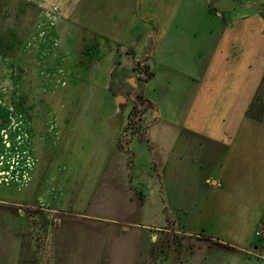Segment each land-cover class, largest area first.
Instances as JSON below:
<instances>
[{"label":"rangeland","instance_id":"obj_1","mask_svg":"<svg viewBox=\"0 0 264 264\" xmlns=\"http://www.w3.org/2000/svg\"><path fill=\"white\" fill-rule=\"evenodd\" d=\"M30 1L0 0V264H261L192 232L209 171L178 127L220 32L253 14L230 33L245 62L222 71L232 107L264 106V0H105L91 18L110 17L103 35L74 26L88 0ZM139 91L152 104L138 113L125 95ZM108 121L128 123L110 154Z\"/></svg>","mask_w":264,"mask_h":264},{"label":"crops","instance_id":"obj_2","mask_svg":"<svg viewBox=\"0 0 264 264\" xmlns=\"http://www.w3.org/2000/svg\"><path fill=\"white\" fill-rule=\"evenodd\" d=\"M88 1L85 8L82 7L85 12L90 10L84 17L86 18V21H84L85 23L81 21L84 25H75L74 22V26L76 28L80 26L82 29L84 27V30L89 31L91 35L106 34L107 30L105 27H108V18L110 17L106 16V20L98 19L93 21L91 19L94 10L97 12L105 8V6L102 7L105 0H100L101 3L99 0ZM117 1V4L125 7V1ZM211 1L221 0H206L207 3ZM229 1L234 3L239 2V0ZM149 2L152 3L153 1L149 0ZM32 3L33 2L30 0H27V4L32 5V7L35 6V3ZM89 4L90 7H88ZM120 14L122 16V13ZM254 16V14L250 18L246 16L238 23L247 22ZM160 18L162 20L164 19L162 15H160ZM131 23L127 28V32H124L129 33L137 26H132ZM230 23L231 22H228V25L224 26V33L223 31L220 32L221 36L223 33L226 37L222 39L219 35L220 38L217 46L211 48L210 55L208 54L209 57L206 60L207 62L205 61L206 64L204 62V65L201 67V69H203L202 75L198 79L197 85H195V91L187 109H185L186 113H184V120L178 127V130L184 129L183 131H185L189 137L201 140H196V144L201 152L199 164L209 171L202 185L203 200L197 207L198 221L199 225L200 223L201 225L199 230L197 228L192 229V232L195 233V235L210 236L221 243L228 244L230 247L229 250H227L228 252L237 253L241 256L244 255L243 257H249L247 259L248 261H251L252 258V256L247 255L249 254L248 251L252 250L255 252V255H257L256 258L254 257L255 261L264 264V239L260 240L254 236L256 229L264 219V122L257 123L245 117V113L249 106V103L247 105L248 100L245 104L239 106V110L237 106L232 107L231 101L229 100V95H234V97L238 98L241 96L238 95L240 91L237 86L236 89L231 88V85L227 86L228 82H232L230 80L234 73L232 75L230 74V77L226 80V74L222 71V68L225 67L223 62H231V58H233L236 67L240 63L245 62L243 60L241 61L242 58L237 57V46L234 45L232 38V26L236 28L238 23L236 22L233 25H229ZM161 27L164 31V21H162ZM245 27L250 29L249 26ZM228 37H231L232 42L230 40L225 42V39ZM240 52L241 50L239 53ZM250 64L251 66H246V70H249V68L254 65V61L252 60ZM249 72L250 71H246V74ZM248 79L249 77H246L243 81L247 80L248 82ZM223 84L229 90L225 89L221 93ZM218 101L223 105H227L223 106L226 109L222 110L218 107ZM157 114L159 117L160 113L157 112ZM122 117L125 119V115H122ZM225 118H228L229 121L226 122L224 120ZM117 123L113 122L111 124L110 121H108V123L104 125L107 132H109L111 126L114 127V132L111 136L112 140L110 144L107 145L109 146V151H105L106 154H110L111 150L113 151L116 149L115 143L117 136L124 128L125 121ZM89 126H91L90 128L92 131L93 129L97 130V136L103 131L101 128H97L96 124L90 123ZM153 127L149 129L148 138V143L152 146L155 145L151 137ZM225 132H227V134L233 133L228 137L223 136ZM106 135L104 138L107 137ZM101 138L103 137L101 136ZM145 141L146 139L142 141H131L130 148L137 142L138 145L146 144ZM71 142L70 140L69 148L65 146V148H67L65 150H67L66 152L68 153L69 151L71 152ZM131 152L133 153V150H131ZM151 153L153 158H157L156 149H154V147ZM103 154L104 151L102 152V155ZM134 155L133 153L132 156L134 157ZM108 157L109 155L106 158L104 157L105 159L102 158L104 168L101 169V173L102 175L104 174L103 176L109 174V166L110 163H112Z\"/></svg>","mask_w":264,"mask_h":264},{"label":"flooded vegetation","instance_id":"obj_3","mask_svg":"<svg viewBox=\"0 0 264 264\" xmlns=\"http://www.w3.org/2000/svg\"><path fill=\"white\" fill-rule=\"evenodd\" d=\"M132 72H135V70L134 69H132ZM110 82L111 83H114L115 84V86H116V91L117 92H119V93H121L122 91L123 92H125V88L127 87V88H129V89H131V90H134V88H135V85H133V84H131L130 82V85H123V83L122 82H120V80L118 79V74H116L115 75V77H113V80H112V78L110 77ZM133 80V79H132ZM114 81V82H113ZM145 83H147L146 81H144V84ZM143 84V85H144ZM136 87H137V85H136ZM138 90V89H137ZM126 97H129V99H126V101H131L132 102V108H134L138 113L141 111V108L140 107H136L135 108V105H137L138 104V102H140V105H141V107H142V105H146V107H149L152 103V101L151 100H149V99H147V98H145V95H144V93H143V91H139V92H137V94L136 93H134V94H127V95H125V98ZM155 113H157L156 111H155ZM130 115H131V111H129L128 113H127V116L125 117L126 118V120L128 121V119L130 118ZM126 124H128L127 122H125V126H124V129L126 128ZM148 140H146V142H147ZM131 143V142H130Z\"/></svg>","mask_w":264,"mask_h":264},{"label":"trees","instance_id":"obj_4","mask_svg":"<svg viewBox=\"0 0 264 264\" xmlns=\"http://www.w3.org/2000/svg\"><path fill=\"white\" fill-rule=\"evenodd\" d=\"M253 103L252 105L250 104L248 110H247V116L252 118V119H255V120H261L258 116L260 115H263L264 114V106H263V103L261 101V99L258 97V96H255L253 98ZM255 103H258V110L255 111L253 110V106L255 105ZM205 240H207L208 242H213V244H217V246L219 247H223V248H230L228 246V244H224V243H221L215 239H213L212 237H204Z\"/></svg>","mask_w":264,"mask_h":264},{"label":"built area","instance_id":"obj_5","mask_svg":"<svg viewBox=\"0 0 264 264\" xmlns=\"http://www.w3.org/2000/svg\"><path fill=\"white\" fill-rule=\"evenodd\" d=\"M254 236L260 240L264 239V219L262 223L260 224V226L256 229Z\"/></svg>","mask_w":264,"mask_h":264}]
</instances>
